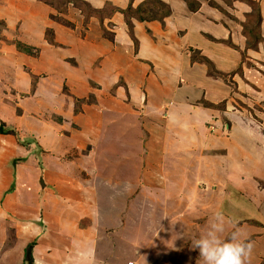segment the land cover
<instances>
[{"label":"rangeland","instance_id":"obj_1","mask_svg":"<svg viewBox=\"0 0 264 264\" xmlns=\"http://www.w3.org/2000/svg\"><path fill=\"white\" fill-rule=\"evenodd\" d=\"M69 7L56 10V21L73 31V37L85 40L90 28L68 16ZM132 7L137 8L134 2ZM0 28V120L15 131L0 134V264H30L25 252L32 243L33 264H70L74 252L76 264H84L93 252L96 264L100 260L104 264H203L199 249L192 247V237L198 239L217 212L235 222L227 225L222 239L238 227L254 244L247 264H264V110L259 107L264 103L260 99L248 97L227 78L240 96L229 104L214 105L219 112L216 117L210 112L209 125L200 123L205 119L202 114L192 115L181 103L175 106L173 113L181 114L185 129L170 149L159 136L156 146L148 147V130L142 124L146 121L125 125L113 111L101 119L103 137L98 142L97 125L90 129L73 118L87 101L78 100L67 77L61 74L55 79L32 72L29 63L39 60L38 52L24 53L29 60L21 67L29 82L35 81L36 88L40 84L44 97L41 110L33 111L38 107L33 92L17 91L16 76L9 70L15 68L13 47L20 43L14 33L3 36L6 26ZM50 31H46L48 43L49 34L57 38L56 31L54 36ZM111 31H103L100 39L113 41ZM67 47L72 49L60 45L56 50L64 52ZM100 56L96 65L104 70V54ZM62 61L65 67H81V74L86 70L85 63L79 65L74 56ZM64 68L49 70L62 72ZM131 72L138 77L136 71ZM119 79L114 90L125 86ZM77 83L83 91L82 82ZM156 94L155 102L166 96L159 90ZM93 98L88 97L90 104ZM201 101L205 107L212 105ZM56 106L58 112L53 110ZM194 123L199 124L194 127L197 132L191 129ZM205 131L210 133L207 138L202 136ZM46 171L72 177L57 180L51 176L50 180ZM10 184H16L18 194L6 195ZM73 203L81 209L76 210Z\"/></svg>","mask_w":264,"mask_h":264},{"label":"crops","instance_id":"obj_2","mask_svg":"<svg viewBox=\"0 0 264 264\" xmlns=\"http://www.w3.org/2000/svg\"><path fill=\"white\" fill-rule=\"evenodd\" d=\"M84 1H87L94 9H103L108 2L120 8H126L129 0ZM145 1L147 0H135L134 6L138 7ZM161 1L172 9L171 15L164 20V23L134 20V36L138 41V48L131 39L124 16L120 12L104 22L105 27L114 33L113 41L100 39L104 32L100 21L96 18H92L88 25L89 36L95 40L89 41V36L85 40L73 37L75 36L73 31L63 28L58 22L52 20L56 11L40 0H0V21L4 22L7 27L3 31V36L7 38L8 33H14L17 42L22 46L39 50V60L29 63L32 72L37 74H35L36 76L46 75L58 79L61 74H64L68 84L73 86L75 92L73 94L79 97L78 100L86 99L87 104L73 118L77 122L88 125L90 129H92V125H97L98 129L96 127L95 131H99L100 135L98 142L103 137L101 119L105 113L113 111L119 113L121 118L118 121L125 125H140V120L146 121L142 124L145 125L144 129L148 130L149 141L146 142L148 147L156 146L155 139L159 136L162 139L161 143L170 149L178 141L175 137L183 136L180 131L185 129L184 123L180 119L181 114L173 113V110H176L175 106L181 103L192 115L202 114L205 119L203 118L204 120L200 123L209 125L208 123L212 122L210 112L214 113L215 115L212 116L216 117L219 111L217 108L203 106L201 99L218 105L224 101L229 104L234 96H240L232 91L230 84L226 81L227 78L236 82L239 91L242 90L246 95L248 94V97L260 99L264 103V42L260 43L258 49H251L247 46L242 23L246 21L253 9L244 0H196L200 3V9L197 12L191 11L184 0ZM256 1L261 11V33L264 39V0ZM68 12V16L72 18L74 16L80 25L83 24L84 18L80 10L70 5ZM48 29H52L54 33L56 31L57 38L54 39L56 43L65 46L71 45L72 49L67 47L62 49L64 52L56 50V47L59 46L51 45L46 40ZM8 39H13V37ZM226 41L231 42L238 50L229 46L228 43H224ZM13 48L14 59L12 58L11 62L15 68L12 67L9 70H11V75L16 76L14 77L16 80L13 81L17 85L16 90L24 93L31 92L32 83L29 82V75L26 74L27 77L24 71H21V67H25L29 60L28 55L20 52L16 47ZM74 49L83 55L88 53L87 57L83 58V55L75 53ZM194 53H200L203 57L208 58L214 64L217 73L213 72L206 64L194 60ZM243 53H246L245 61ZM68 54L71 56H67ZM101 54H104L102 59L104 70L96 65L99 63L98 59L102 57ZM73 56L78 60L79 65L85 63L84 73L79 72L81 67L75 70L69 66H66L68 68L62 66L61 63L65 62L62 61L64 58L66 60ZM49 67L61 69L65 67L66 71L56 72L49 70ZM240 67L242 73H236ZM131 70L136 71L138 77ZM56 74H58L57 77ZM120 77L124 80L125 86L120 85L114 90L113 87L116 86ZM43 80L44 78L41 81ZM77 81H81L84 85L83 91L79 90L81 84ZM39 85L37 84L36 91L32 94L33 101L38 105L33 109L36 112L41 110L44 103V97L40 96ZM100 86L102 89L98 88L101 90H97V87ZM158 90L166 96L162 95L164 98L155 102L153 98L158 96L156 94ZM101 91L103 92L101 93ZM166 91L171 94H166ZM252 91H255L256 95H253L255 93ZM90 95H94V104L88 102ZM166 100H171V102ZM259 107L264 110V104ZM62 108L64 110L65 105ZM53 110L58 112V106ZM18 117L21 116L18 115ZM59 118L62 122V116ZM128 120L131 122L129 123ZM1 122L4 123V121ZM192 125L191 129L197 132L194 127L199 124ZM209 134V131H205L204 135L206 136H202L207 138ZM190 135L195 138L193 133ZM34 140H37L42 146L41 148H45L41 144L40 138ZM45 175L50 180H53L52 177L57 180L64 176L72 177L69 174L61 175L49 171L48 174L46 171ZM15 185H9L6 195L10 196L14 191L19 193V189L15 190ZM65 190L64 188L63 191ZM85 200L87 201V199H83V202ZM98 201L100 207V199ZM73 204L76 210L81 209L79 204ZM70 256L72 257L70 264H76L75 252ZM96 260V254L93 252L89 257H86L84 264H96ZM80 262L82 263V261ZM100 264H104V261L100 260Z\"/></svg>","mask_w":264,"mask_h":264},{"label":"trees","instance_id":"obj_3","mask_svg":"<svg viewBox=\"0 0 264 264\" xmlns=\"http://www.w3.org/2000/svg\"><path fill=\"white\" fill-rule=\"evenodd\" d=\"M41 2L45 3L46 5L52 7L55 11H58V8L61 9L63 6L73 5L74 7H78V10H80L81 15L84 18V24L87 26L90 24V21L92 18H96L100 21L101 27L103 31L109 32V30L105 27L104 22L106 20H110L116 13L120 12L123 14L126 25L128 26L129 35L131 39L134 41L136 47L138 48V41L136 40L134 36V20H138L140 22H150V21H160L164 23V20L169 17L172 13L171 7L164 3L161 0H147L140 4L137 8H133L132 4L135 0H130V5L127 7V9L120 8L112 4L111 2L106 3V6H104L103 9H94L87 1L84 0H40ZM186 4L188 5L189 9L193 12H197L200 9V3L196 0H184ZM246 1L253 9V12L250 13L246 19L242 23L243 27V34L247 39V46L251 49H258L260 43L264 42V39L262 37L261 33V23H262V17H261V11L259 8V4L256 0H244ZM76 3H79L77 5ZM52 19L56 21L55 16H52ZM57 22V21H56ZM0 27H5V23L0 21ZM1 29V28H0ZM52 32V33H51ZM47 33V32H46ZM51 35L54 36L53 31H50ZM112 35V39L114 40V35ZM47 37V36H46ZM48 40L51 45L54 46H60L58 43L55 42L54 38L48 35ZM224 43H228L229 46L235 48L238 50L236 46H234L231 42L226 41ZM23 53L27 54H34L35 52H38V50L34 49L33 47H24L22 44L17 45ZM36 50V51H35ZM246 53H243V60L246 59ZM194 60L200 61L201 63L206 64L210 69H212L213 72L217 73L215 70L214 64L206 57H203L200 53H197L196 57H194ZM236 73H242V68L240 67ZM227 76V75H224ZM229 77V76H228ZM33 79V78H32ZM36 82H32V91L35 92L36 90ZM32 93V94H33ZM207 107L210 108H216V106L207 105ZM60 121V118L58 119ZM6 124L0 121V134L3 135H12L15 133L14 129L12 128H5ZM35 243H32L28 246L26 249V262L33 264L34 261L33 257V247Z\"/></svg>","mask_w":264,"mask_h":264},{"label":"clouds","instance_id":"obj_4","mask_svg":"<svg viewBox=\"0 0 264 264\" xmlns=\"http://www.w3.org/2000/svg\"><path fill=\"white\" fill-rule=\"evenodd\" d=\"M230 223L235 222L228 220L222 212H217L210 218L200 237H192V247L199 249L203 264H247L254 244L243 237L238 227L227 239H222Z\"/></svg>","mask_w":264,"mask_h":264}]
</instances>
